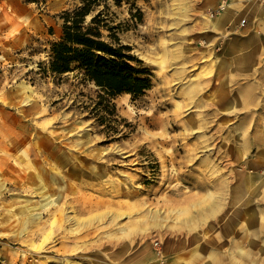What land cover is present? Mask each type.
<instances>
[{
	"label": "rangeland",
	"instance_id": "1",
	"mask_svg": "<svg viewBox=\"0 0 264 264\" xmlns=\"http://www.w3.org/2000/svg\"><path fill=\"white\" fill-rule=\"evenodd\" d=\"M216 1L141 0L137 26L109 3L152 75L109 115L93 84L48 70L80 0H0V264H163L169 239L226 224L232 185L263 168L264 52L247 68L216 50ZM251 199L263 213L264 182Z\"/></svg>",
	"mask_w": 264,
	"mask_h": 264
},
{
	"label": "crops",
	"instance_id": "2",
	"mask_svg": "<svg viewBox=\"0 0 264 264\" xmlns=\"http://www.w3.org/2000/svg\"><path fill=\"white\" fill-rule=\"evenodd\" d=\"M215 26L219 31L215 48L224 58L237 66L247 67V59L256 67L262 65L258 58L264 52V0H230ZM232 161L238 165L240 179V152L235 147ZM243 182L232 185V216L221 230L208 240L201 234L169 239L163 247V264H264V212H257L251 199L258 184L264 182V163L263 168L243 174ZM241 191L248 194V201L241 200Z\"/></svg>",
	"mask_w": 264,
	"mask_h": 264
},
{
	"label": "trees",
	"instance_id": "3",
	"mask_svg": "<svg viewBox=\"0 0 264 264\" xmlns=\"http://www.w3.org/2000/svg\"><path fill=\"white\" fill-rule=\"evenodd\" d=\"M139 1L80 0L62 15L63 35L52 45L48 70L59 76L75 73L93 84L98 91L95 111L105 109L115 115L113 98L131 95L135 100L152 89L150 71L120 37L131 26L123 29L122 24L115 25L116 15L110 12V2L118 8L130 6V21L137 26L144 18Z\"/></svg>",
	"mask_w": 264,
	"mask_h": 264
},
{
	"label": "built area",
	"instance_id": "4",
	"mask_svg": "<svg viewBox=\"0 0 264 264\" xmlns=\"http://www.w3.org/2000/svg\"><path fill=\"white\" fill-rule=\"evenodd\" d=\"M241 24L242 25H244L245 24V20H242V22H241ZM155 246L158 248V256H161V253H160V243L159 242H156L155 243Z\"/></svg>",
	"mask_w": 264,
	"mask_h": 264
}]
</instances>
